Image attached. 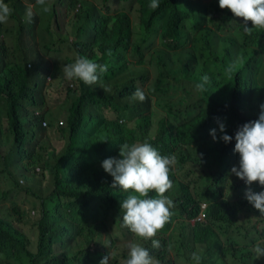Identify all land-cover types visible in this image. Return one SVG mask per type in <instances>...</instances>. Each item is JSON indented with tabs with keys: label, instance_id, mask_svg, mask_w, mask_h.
<instances>
[{
	"label": "rangeland",
	"instance_id": "obj_1",
	"mask_svg": "<svg viewBox=\"0 0 264 264\" xmlns=\"http://www.w3.org/2000/svg\"><path fill=\"white\" fill-rule=\"evenodd\" d=\"M35 5V0H4L12 9V14L6 23H0V42L6 43L10 48L15 47L18 50V61L27 64L26 57L32 61L34 75L29 82V87L34 85V81L39 80L44 74L43 68H38L36 64L42 60L45 61L47 69L50 72H57L61 80L54 88L48 91L49 102L52 106L67 105L71 98L75 97L74 90L77 89L78 81L76 79L68 80L63 73V66L73 63L78 53L75 50L76 40L84 41L91 37L82 31L83 24H76V13L72 11L73 5L69 3L56 4L52 0H46V6H50L51 11L44 13L41 6L34 7V16L32 22L40 28H43L39 34L34 30L38 37L33 40L30 33L27 42L23 43L21 33L24 31L26 24L20 33L15 27L17 17H21V8L25 3ZM92 1L104 13L89 14L92 21L107 19L111 25L114 20L122 15H128L131 20V35L122 46L116 49L112 57L99 61L83 55L88 59L99 64L112 62V68L107 67V71L100 76V80L93 85L85 84V91L104 92V88L111 97L113 104L111 106H100L93 104L91 100L87 101L84 114L86 120L93 115L91 125L94 127L92 133H83L87 152L90 155V165L88 170L104 171L101 167L102 162L107 158H119L117 148L109 145L103 152L94 149L93 145L100 139L109 134L108 123L116 119L114 104H118L117 113L125 112L132 114L140 110L137 101L129 99L133 92L128 93L129 87L143 89L147 102L156 106L155 114L151 113L149 119L146 115L142 117L135 116L125 122L129 127L136 128L139 131L136 142L147 141L155 147L161 155L165 154L162 142L159 143L158 135L162 130L163 123L161 117L171 112H178L186 106L194 107L193 102L188 98L191 97L197 101L207 96L211 105L219 106L222 110H230V107H223L227 102L226 99L219 96L227 89V82L223 74L225 72L237 70L243 66V62L256 53L255 45L244 43L241 26L232 25L231 16L214 10L211 6L195 2L193 0H179L192 14V20L195 28H204L211 31L209 25L217 27L222 24L228 27L219 31L220 39L218 41L226 43V48L221 51L219 48L210 54L211 65L205 67L196 66L191 57L185 59L183 54L187 47H181L177 51L164 49L162 46V33L167 30V20L154 23L151 33L141 49L136 51L137 44H140L144 29L140 27V6L137 0H89ZM79 4H76V8ZM26 15V11H23ZM186 23L183 25V27ZM8 31H14L16 36L8 35ZM198 30H192L190 35ZM32 32V31H31ZM189 35L182 34V42L187 41ZM231 40H235L232 43ZM229 47V48H228ZM183 59L184 61H181ZM38 62V63H36ZM5 63L4 59L0 60L1 66ZM186 65L188 68L187 76L199 79L208 75L210 83L206 86L207 91L199 92L194 87L183 89L177 81L184 73L182 68ZM30 67H32L30 65ZM230 71L229 82L237 83V77ZM50 78V77H49ZM71 83L72 95L66 98V84ZM158 85L163 87V95L153 99H147L149 89H154L159 94ZM235 85V84H234ZM234 86H232L233 89ZM44 88L38 92H32L30 89L23 95V101L18 108L20 116L41 117L44 120L42 128H36L35 131L28 135L25 150L17 153L11 144L10 136L4 134L0 137V218L3 221L2 226L18 230L22 235V242L32 253L38 252V222L42 214V200L45 201L46 208L50 214L60 218V222L69 229L67 233L54 237L50 242L45 244V250L38 259L37 264H48L54 258L68 257V264H100L101 259L109 252L115 251V257L110 260V264L117 261L118 255L128 257L129 242L141 243L142 238L137 237L131 231L123 232L121 221L117 217L118 213L111 210L109 213L98 205H81L77 207V212L73 209H67L65 204L61 203L59 197L49 199V190L52 186V174L56 170L55 165L69 145L75 139L74 131L68 127V114L59 118L63 114L60 106H56L52 111L47 109L36 112L30 102L33 96H39ZM29 93V94H28ZM235 92H233V95ZM123 94L124 96H120ZM32 96V98H31ZM264 96V89L260 91L241 92L238 97V103L248 105L246 100L251 97ZM213 99V101H212ZM165 100V102H164ZM261 104H264L262 101ZM6 107V100L0 95V112L3 113ZM170 107L171 111L167 108ZM196 108V107H194ZM152 106H149V110ZM198 111L201 109L197 108ZM160 110V111H158ZM260 108L255 112L259 115ZM138 114V113H137ZM147 114V113H146ZM243 114L247 118L253 117L254 113L245 111ZM40 122V121H39ZM62 122V123H61ZM113 122V121H112ZM116 125L117 122H115ZM7 130V126H6ZM7 132V131H6ZM8 137V146L5 147L6 138ZM165 140L170 137L164 136ZM220 140L219 129L217 131V140ZM211 137L209 143H213ZM88 148V149H87ZM192 152L198 160L196 165L188 166L182 169L183 178L191 190H199L206 187L208 183L216 177L222 182V189L225 191L235 187L247 186L244 181L231 175V168L239 165V155L236 153L227 159L220 168L218 162L213 156L206 154L204 148H193ZM48 162L46 165L45 162ZM75 165V163L73 164ZM87 171L81 173L78 177L84 178ZM91 179V178H88ZM255 192L264 191V187L258 183L251 186ZM52 200V201H51ZM72 215V216H71ZM194 224V222H193ZM217 231V229H215ZM163 241L164 247L168 249L167 258L171 259L170 264H195L192 260V254L195 253L200 257L199 264H264V258H257L253 251L256 244L260 243L264 247V215H254L245 217L242 220H235L229 226L224 228L223 232L207 242H197L195 234L187 226L180 224L175 232ZM46 238V237H45ZM120 243L123 245L119 246ZM230 248L231 253L223 258L221 250ZM21 259L12 260L11 264H31L27 255H21ZM4 257L0 254V264H5ZM117 264V263H115ZM167 264V263H166Z\"/></svg>",
	"mask_w": 264,
	"mask_h": 264
},
{
	"label": "trees",
	"instance_id": "obj_2",
	"mask_svg": "<svg viewBox=\"0 0 264 264\" xmlns=\"http://www.w3.org/2000/svg\"><path fill=\"white\" fill-rule=\"evenodd\" d=\"M193 1L207 4L216 10L212 0ZM52 2L61 4L64 3V0H52ZM137 2L140 6V27L144 29V32L140 44H137L135 48L136 51L141 49V45L145 44L151 33H153V24L165 20H167V30L165 28V31L162 33V46L164 49L177 51L181 47H187L183 57L185 59L191 57L196 66L205 67L206 69V66L212 63L209 52L213 53L218 48L223 51L226 48V43H220L217 39H220L219 31L226 29L228 24L226 26L217 24L216 28L213 25H209L211 31L208 34L207 29L195 28L191 12L179 0H158L159 7L155 10L149 6L151 0H137ZM65 3L73 5L72 11H77L76 24L82 23V31L91 35L87 40H76L75 50L80 56L87 55L97 58L99 61L106 60L112 57L116 49L122 46L131 35V20L128 15H122L110 25L107 19H105L106 17L100 21H92L90 19V13L92 15L96 13L103 15L110 14L109 12H101L92 1L66 0ZM76 4H79L78 8H76ZM23 11H26L24 6L21 8V17H17L15 24L19 33L25 26L24 22H27ZM22 19H24V22H22ZM185 23L186 25L183 27ZM232 25L242 27V25L235 22H232ZM36 27L39 34L43 28H40L38 25ZM193 29L198 31L190 35ZM38 34L34 36L35 39L38 37ZM182 34L189 35L187 41L182 42ZM8 35H17L18 37V34L14 31H8L6 36ZM21 37L23 41L22 33ZM242 37L245 44L255 45L256 53L249 57L246 62H243L242 67L231 71L237 77L235 85L233 82H229L230 72L223 74L227 82V89L219 98L227 100L223 107H230V110H222L219 106L211 105L212 102L209 103L207 96L200 101L188 96L196 108L186 106L178 112H171L161 117L163 127L159 132L157 141L159 143L162 142L166 154H174L177 157V164L175 167L176 185L173 191L176 201L174 222L164 230L163 236L159 241V248H154L152 243H144V247L148 249L151 256L159 264H170L171 259L167 258L168 249L164 247L163 241L169 238L172 235L171 233L175 232L180 224L187 225L193 231L197 242H207L208 239L219 236L224 228L235 220H242L245 217L253 216L244 201L242 186L225 191L222 189L221 179L216 177L206 187L192 191L190 186L185 183L181 172L182 169L188 166L196 165L198 160L195 158L192 149L202 147L206 154L213 156L215 162L217 161L221 168L227 159L236 154L234 151V135L238 127L258 118L255 112L260 108L259 106L262 101H264V96L251 97L249 100H246L248 105L238 103L239 99L237 96L241 92H248V90L260 91L264 89V32L263 29L252 31L251 34L243 31ZM231 42L235 43V40H231ZM16 46L18 47L17 49L15 47L10 48L6 43L0 42V60L4 59L5 61L3 66L0 64V95L6 100L5 110L3 113L0 112V137L4 134L10 136L11 144L14 146L15 151L21 153L25 150L29 133L35 131L36 128H42L45 123L41 117H36V115H32L31 117L20 116L18 108L24 102L22 99L23 95H26L29 89L33 93H36L40 88H44L39 96H33V98L31 96L30 106L36 112L45 109L51 110L59 105L61 101L57 105L52 106V103L48 99V91L63 79L57 75V72H50L51 70L46 68L45 61L42 60L40 63L36 62L38 63L36 66L43 68L45 72L39 80L34 81L32 87H29V82L31 79H34L33 75L35 72L32 60L27 56V64L21 65L18 61L19 46ZM109 52L111 53L110 55ZM181 61L184 60L181 59ZM108 68H112L111 61L108 63ZM182 70L184 73L177 81L183 89L194 87V82H201L199 79L187 76L188 68L186 65L183 66ZM77 81L79 84H77V89L74 90L76 91L75 97L71 98L68 102L69 108H67V105L61 104V109L63 108L66 114L67 111L69 112L68 127L74 131L75 139L79 141L77 143L73 141L69 145L68 150L58 158L55 165L56 170L52 174L49 199L54 197L62 198L61 203L65 204L66 210L73 209V212H77L78 209L76 208L81 205L92 204L98 205L106 213H109L111 210H120L121 201L129 193H123L118 188H111L112 177L105 171L92 170L90 172L88 170L91 167L89 163L91 157L85 148L87 144L83 139V133L85 131L86 133H92L94 128L91 125L93 115L91 114L86 120L83 111L86 109L87 101L91 100L93 104H99L100 106H111L113 103L108 92H86L85 84L79 80ZM72 86L71 83L66 84V98L72 95ZM232 86H234L233 89ZM157 88L159 94H156L154 89H149L147 99L163 95V87L158 85ZM135 90V87H129L128 93H134ZM233 92H235V96ZM120 96L124 95L121 94ZM137 104L140 106V110L132 114L125 112V109H123L122 113H117L119 106L118 104H114L117 118L112 120L113 122L108 123L109 134L98 140L93 145L94 149L103 152L112 144L116 146V152L119 155L120 145L136 142L139 131L136 128L129 127L125 122L135 116L142 117L146 115L149 119L151 113L155 114L156 110V106L153 103L147 102V106H144L141 102H137ZM150 105L152 109L149 110ZM200 107L201 109L198 111L197 108ZM167 110L171 111V108L168 107ZM245 111L254 113V116L250 118L245 117V114H243ZM218 119L225 124L226 134L233 137L231 143L225 144L222 140L209 143L212 137L209 134L210 131L212 129L218 131L219 129ZM164 136L170 137V139L165 140ZM8 144L7 137L5 147ZM45 163L48 165L47 161ZM74 163L75 165H73ZM85 171H87V175L84 178L78 177ZM203 201L209 203L207 219L204 223H196L193 226L191 220L198 216L200 203ZM254 211L256 214H260L258 210L254 209ZM2 224L3 221L0 218V254L4 257L5 264H11L13 259L15 261L20 260V256L24 254L30 258L31 264H37L38 259L45 250V244L54 239V237L67 233L69 230L63 222H60L58 216L50 214L44 200H42V214L38 222L39 240L37 253H32L27 249V246L22 242L23 235L18 230L3 227ZM216 227L219 228V232L217 233L214 231ZM121 245L123 243L119 244V246ZM231 252L230 248H223L221 256L226 258ZM125 259H127L126 255L119 254L117 261H114L113 264H123ZM68 263H70L69 258L64 256L62 258H54L48 264Z\"/></svg>",
	"mask_w": 264,
	"mask_h": 264
},
{
	"label": "clouds",
	"instance_id": "obj_3",
	"mask_svg": "<svg viewBox=\"0 0 264 264\" xmlns=\"http://www.w3.org/2000/svg\"><path fill=\"white\" fill-rule=\"evenodd\" d=\"M212 2L218 12L230 15L232 22L242 25L245 33L251 34L257 29H263L264 32V0H212ZM25 4L28 23L32 22L35 6H41L44 13L51 11L50 6H46V0H35V5ZM149 6L155 10L159 7L158 0H151ZM11 14L12 9L4 0H0V23H6ZM33 40L35 41V38ZM25 42L27 37L23 35V43ZM107 67L106 64L102 65L77 55L73 63L63 66V73L68 80L76 79L86 85H93L100 80ZM209 83V76L204 75L195 88L199 92H205ZM103 90L109 91L108 88ZM129 99L144 102L146 100L144 90L137 88ZM259 107L258 118L238 127L235 132L234 151L239 155V165L232 167L230 172L247 186V188L242 186L244 201L253 216L256 214L254 209L264 215V191L255 192L251 187L253 183L264 187V104ZM217 123L220 140L225 144L231 143L233 137L226 134L225 124L219 119ZM209 134L215 142L216 129H212ZM119 149L118 159L110 157L101 164L103 170L112 177L111 188L129 193L121 201L120 210H116L117 217L121 221L123 231H131L143 239L141 243H152L154 248H159L164 230L174 222L175 217L176 201L173 191L176 185L177 157L174 154L161 155L147 141L124 143ZM208 208L209 203L205 201L200 203L198 216L191 220L193 226L206 221ZM214 231L219 232V228H214ZM127 247L128 257L123 264H159L141 244L129 242ZM253 251L258 259L264 258V247H261L260 243L254 246ZM114 257L115 253L109 252L101 259L100 264H110ZM192 260L199 264L200 257L193 253Z\"/></svg>",
	"mask_w": 264,
	"mask_h": 264
},
{
	"label": "crops",
	"instance_id": "obj_4",
	"mask_svg": "<svg viewBox=\"0 0 264 264\" xmlns=\"http://www.w3.org/2000/svg\"><path fill=\"white\" fill-rule=\"evenodd\" d=\"M31 4L34 5L33 2H31ZM26 5L27 4L24 5V8L25 9H26ZM25 24H26V27H25L24 31L22 32V35H25L26 37H28V34L30 33V35L32 36V38H34V36H36V35H34L35 34L34 30H37L36 25L34 23H32V22L31 23L26 22ZM57 106H60V108H61V105H57ZM48 111L50 112V111H52V109L51 110H48ZM61 111L63 112V114L61 116H59V118H62L66 114L63 108L61 109Z\"/></svg>",
	"mask_w": 264,
	"mask_h": 264
}]
</instances>
